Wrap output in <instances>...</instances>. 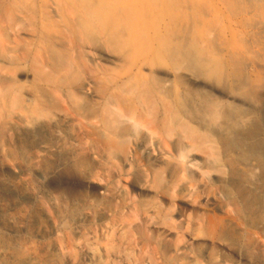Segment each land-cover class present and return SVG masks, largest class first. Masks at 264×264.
<instances>
[{"label": "rangeland", "instance_id": "1", "mask_svg": "<svg viewBox=\"0 0 264 264\" xmlns=\"http://www.w3.org/2000/svg\"><path fill=\"white\" fill-rule=\"evenodd\" d=\"M263 72L264 0H0V264H264Z\"/></svg>", "mask_w": 264, "mask_h": 264}, {"label": "bare ground", "instance_id": "2", "mask_svg": "<svg viewBox=\"0 0 264 264\" xmlns=\"http://www.w3.org/2000/svg\"><path fill=\"white\" fill-rule=\"evenodd\" d=\"M262 70V69H261ZM264 73V72H263ZM263 75V74H262ZM261 77V76H260ZM262 78V77H261ZM261 78L259 79V81L257 82H253L249 85L250 90L252 91V98H250L251 100L249 101L248 99V105L253 108L254 110H256L257 112H259V114H263L264 115V96H262V90H263V86H262V81ZM197 85V84H196ZM199 85V84H198ZM200 86V85H199ZM207 88V87H206ZM214 90V89H213ZM212 91V89H211ZM17 120H22V117L18 116ZM238 130H240L241 132H243L244 130V126L243 123L238 126ZM41 147V146H40ZM44 148V151L47 152L48 149L47 147H42ZM250 249H252V245L250 246ZM263 256V263H264V254L262 253ZM25 264H32L31 260H27L25 262Z\"/></svg>", "mask_w": 264, "mask_h": 264}]
</instances>
